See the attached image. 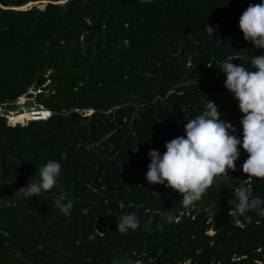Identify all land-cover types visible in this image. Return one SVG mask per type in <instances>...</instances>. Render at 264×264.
Returning a JSON list of instances; mask_svg holds the SVG:
<instances>
[{
	"label": "trees",
	"instance_id": "obj_1",
	"mask_svg": "<svg viewBox=\"0 0 264 264\" xmlns=\"http://www.w3.org/2000/svg\"><path fill=\"white\" fill-rule=\"evenodd\" d=\"M249 3L259 0H0V108L16 111L44 76L30 101L49 113L24 126L0 117V264H264V217L238 223L230 211L237 187L264 198V178L241 171L242 149L189 207L144 179L146 153L182 136L206 99L239 136L218 70L231 55L255 71L247 61L264 50L237 27ZM205 23L218 25L212 37ZM61 153L55 188L18 191ZM61 189L69 216L53 203ZM126 213L140 223L121 234Z\"/></svg>",
	"mask_w": 264,
	"mask_h": 264
},
{
	"label": "clouds",
	"instance_id": "obj_2",
	"mask_svg": "<svg viewBox=\"0 0 264 264\" xmlns=\"http://www.w3.org/2000/svg\"><path fill=\"white\" fill-rule=\"evenodd\" d=\"M217 27L205 23V32L212 37ZM237 27L253 50H264V0L249 3L239 15ZM234 57L229 55L220 62L218 71L224 75L223 86L232 94L242 114L239 136L235 126L220 119L217 105L206 99L201 114L184 124L182 136L166 141L162 153L156 149L146 153L149 163L144 179L149 184H164L182 194L180 201L185 207L198 201L214 178L227 175L226 169L235 170L239 149L247 154L241 171L251 177L264 178V51L251 55L247 61L255 71L248 70L244 64L234 65L231 63ZM65 158L66 154L61 153L60 160L48 159L18 191L32 199L55 188L62 170L60 161ZM234 196L235 199L230 200V211L238 223L241 217L250 220V211L264 217V198L253 195L250 185L237 187ZM53 203L63 215L71 214L73 199L65 190L55 194ZM139 223L135 213H126L121 215L115 229L125 234L136 230Z\"/></svg>",
	"mask_w": 264,
	"mask_h": 264
},
{
	"label": "built area",
	"instance_id": "obj_3",
	"mask_svg": "<svg viewBox=\"0 0 264 264\" xmlns=\"http://www.w3.org/2000/svg\"><path fill=\"white\" fill-rule=\"evenodd\" d=\"M47 83H48V81L46 80V81H45V84L43 85L44 88H45V86L47 85ZM44 88H43V89H44ZM43 89H42V88H39V87H36L35 90H31V91H29V92L27 93V95H28V94H31V95H30V96H26V98H31V97H33L36 93L41 92ZM33 106H34V110L30 112V114H31V118H30V120H26L25 122H23V123H21V124H19V125L24 126V125L27 124V122L32 121L33 119H35V120H41V119H45V118L49 115V113H48L47 111L42 110L41 107H40V110H36V106H35V105H33ZM23 112H24V111H22V112H18V113H15L14 111L4 112V111L2 110V108H0V117L4 116V117L6 118V120H7V124H8V125H15V124H12V123L10 122V116H11L12 114H20V113H23ZM39 114H42V115H41V116H38V117L35 116V115H39Z\"/></svg>",
	"mask_w": 264,
	"mask_h": 264
},
{
	"label": "rangeland",
	"instance_id": "obj_4",
	"mask_svg": "<svg viewBox=\"0 0 264 264\" xmlns=\"http://www.w3.org/2000/svg\"><path fill=\"white\" fill-rule=\"evenodd\" d=\"M37 6H39L41 9H43V7L45 6V4L43 3H37ZM34 110V106L32 105V102L30 101V98H22L20 100V104L17 106L16 111H14L15 113L18 112H31ZM18 118H20L21 116H16ZM16 117H12L11 121H16ZM22 118V117H21ZM26 118H28V116H26Z\"/></svg>",
	"mask_w": 264,
	"mask_h": 264
},
{
	"label": "water",
	"instance_id": "obj_5",
	"mask_svg": "<svg viewBox=\"0 0 264 264\" xmlns=\"http://www.w3.org/2000/svg\"><path fill=\"white\" fill-rule=\"evenodd\" d=\"M41 3L46 4L45 2H41ZM61 3H63V2H61ZM35 4H37V3H29V4L24 6L25 8H23V6H22V7L18 8V10H26L27 6H31V5H35ZM45 81H46V78L44 76H40L37 78V80L35 82V86L43 89L44 88L43 85L45 84ZM30 95L31 94H28L27 96H30ZM87 113L88 112H84V114H87ZM33 120H35V119H33Z\"/></svg>",
	"mask_w": 264,
	"mask_h": 264
},
{
	"label": "bare ground",
	"instance_id": "obj_6",
	"mask_svg": "<svg viewBox=\"0 0 264 264\" xmlns=\"http://www.w3.org/2000/svg\"><path fill=\"white\" fill-rule=\"evenodd\" d=\"M42 114H39V115H35V116H41ZM16 116H21L20 118H18V117H16ZM26 116H28V118H26ZM12 117H16V121H11V118ZM30 118H31V114H30V112L29 113H27V112H23V113H20V114H12L11 116H10V122L11 123H13V124H21V123H23V122H25L26 120H30Z\"/></svg>",
	"mask_w": 264,
	"mask_h": 264
}]
</instances>
